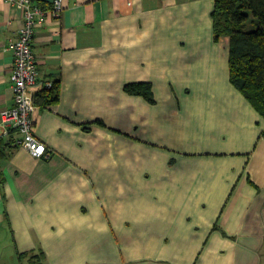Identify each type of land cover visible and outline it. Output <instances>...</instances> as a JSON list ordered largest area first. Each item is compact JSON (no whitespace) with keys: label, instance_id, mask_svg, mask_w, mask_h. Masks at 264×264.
I'll use <instances>...</instances> for the list:
<instances>
[{"label":"crops","instance_id":"obj_1","mask_svg":"<svg viewBox=\"0 0 264 264\" xmlns=\"http://www.w3.org/2000/svg\"><path fill=\"white\" fill-rule=\"evenodd\" d=\"M60 1L32 38L59 87L35 93L49 155L0 119V264H264V120L230 83L214 1ZM22 18L0 0V113Z\"/></svg>","mask_w":264,"mask_h":264},{"label":"trees","instance_id":"obj_2","mask_svg":"<svg viewBox=\"0 0 264 264\" xmlns=\"http://www.w3.org/2000/svg\"><path fill=\"white\" fill-rule=\"evenodd\" d=\"M211 13L214 39L229 40V80L264 120V0H213ZM53 81L44 90V103L55 102L59 89ZM124 90L153 103L148 83H128ZM264 138V130L261 133ZM43 252L37 253L42 264Z\"/></svg>","mask_w":264,"mask_h":264},{"label":"built area","instance_id":"obj_3","mask_svg":"<svg viewBox=\"0 0 264 264\" xmlns=\"http://www.w3.org/2000/svg\"><path fill=\"white\" fill-rule=\"evenodd\" d=\"M17 5L23 10V18L17 35L10 41L14 59L11 81L14 105L0 113L1 124L15 130L19 135L17 144L26 148L31 155L42 157L49 155L45 144L33 131V112L36 109L35 93L40 87L50 89L53 80L41 81L37 71V61L32 50V38L36 25L48 17L58 20L63 5L60 0H53L48 8L38 0H4Z\"/></svg>","mask_w":264,"mask_h":264}]
</instances>
